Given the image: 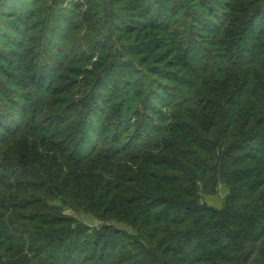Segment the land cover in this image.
Returning a JSON list of instances; mask_svg holds the SVG:
<instances>
[{
	"label": "trees",
	"instance_id": "trees-1",
	"mask_svg": "<svg viewBox=\"0 0 264 264\" xmlns=\"http://www.w3.org/2000/svg\"><path fill=\"white\" fill-rule=\"evenodd\" d=\"M82 1L0 31V264H264V0Z\"/></svg>",
	"mask_w": 264,
	"mask_h": 264
},
{
	"label": "rangeland",
	"instance_id": "rangeland-1",
	"mask_svg": "<svg viewBox=\"0 0 264 264\" xmlns=\"http://www.w3.org/2000/svg\"><path fill=\"white\" fill-rule=\"evenodd\" d=\"M54 0H0V31H4L5 29L9 30L10 32L16 33L17 31H19V28H21L22 30H26L25 28H23V26H25V24L28 26L29 24L32 23H38V21L40 20L41 17H45V12L50 9V7L52 6ZM90 2L91 4H94V0H83L82 4H84L85 2ZM115 0H113L114 2ZM116 2V1H115ZM64 7V6H63ZM117 6H115V8H111L113 9L115 12H117L118 14L120 13V15L122 16V18H126V16H124V14H126V11H118L116 10ZM28 11L29 18L27 22L24 21H20L18 16H24L25 12ZM73 12V13H72ZM92 12V9L90 8H80V5L78 6V11H71V12H67L68 17L71 20H77V18H79V15H86V16H90V18L88 19V25L91 24L88 28H83L82 30L78 31L76 33V35H91V34H95V32L91 31L90 28L95 27L94 20H91V17L96 16L98 14H93L90 15ZM108 13L110 14V10L109 7H106V15H108ZM2 14V15H1ZM105 11H101L99 13L100 16H104ZM27 15V14H26ZM34 19L32 16H34ZM124 16V17H123ZM60 22H63V27L67 24V22H64V19H62ZM116 22L118 24H120L121 26L124 25L122 24L118 18H116ZM133 20L130 21L129 20V24H133ZM100 24V22H99ZM98 24V25H99ZM131 24V25H132ZM97 25V26H98ZM17 26V28H16ZM57 29L62 31L63 29L61 28V25L58 24ZM96 28V27H95ZM97 30L100 31V33H112L108 30H110V27H108L107 29L104 28H99V26L97 27ZM6 40H2L0 39V47L1 48H14L15 46L13 44H11L10 42L7 44ZM112 46V45H111ZM1 61V58H0ZM81 67L83 69H92V63L90 65H85L82 64ZM63 75H61V77L59 78V80L57 81L58 86H63L67 83V80L71 79L72 76L71 74L68 72H63ZM22 103H24V101H21ZM55 112H49L46 113V115L43 117L45 120L44 122L50 120V118H52V115H54ZM203 188V186H202ZM201 193V199L203 202L207 203L209 206H212L216 209H222L224 204H225V200L227 195L229 194V189L228 187L221 183L218 186L215 187H211L208 192L203 191V189L200 191ZM67 215H70L74 218H76L79 222H83L84 224L90 226L93 229H99L102 226V222L99 221L93 214L91 213H76L72 210H67L66 211ZM113 225L125 229L127 231H132V227H129L125 224H118L115 221L112 222ZM260 260H262L260 258Z\"/></svg>",
	"mask_w": 264,
	"mask_h": 264
}]
</instances>
